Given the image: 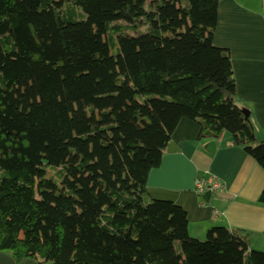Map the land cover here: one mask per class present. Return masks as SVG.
<instances>
[{
    "label": "trees",
    "instance_id": "obj_1",
    "mask_svg": "<svg viewBox=\"0 0 264 264\" xmlns=\"http://www.w3.org/2000/svg\"><path fill=\"white\" fill-rule=\"evenodd\" d=\"M218 5L0 0V252L16 264H264L239 232L190 237L187 213L147 191L183 119L200 143L230 134L264 169L230 52L213 44Z\"/></svg>",
    "mask_w": 264,
    "mask_h": 264
},
{
    "label": "crops",
    "instance_id": "obj_2",
    "mask_svg": "<svg viewBox=\"0 0 264 264\" xmlns=\"http://www.w3.org/2000/svg\"><path fill=\"white\" fill-rule=\"evenodd\" d=\"M213 44L229 50L237 105L249 112L258 142L264 141V0H219ZM200 132L197 123L180 121L171 137L173 151L167 149L161 167L149 176V197L181 207L194 239L204 241L212 228L223 227L239 232L251 250L264 253V206L259 204L264 169L234 146L228 133L215 140L216 152L208 153L205 146L213 140L200 143ZM208 177L217 178L224 191L206 200L196 193L195 183ZM0 264L16 262L10 253L0 252Z\"/></svg>",
    "mask_w": 264,
    "mask_h": 264
},
{
    "label": "built area",
    "instance_id": "obj_3",
    "mask_svg": "<svg viewBox=\"0 0 264 264\" xmlns=\"http://www.w3.org/2000/svg\"><path fill=\"white\" fill-rule=\"evenodd\" d=\"M195 191L199 196L203 197L207 193H222L224 186L217 178H200L196 180Z\"/></svg>",
    "mask_w": 264,
    "mask_h": 264
},
{
    "label": "water",
    "instance_id": "obj_4",
    "mask_svg": "<svg viewBox=\"0 0 264 264\" xmlns=\"http://www.w3.org/2000/svg\"><path fill=\"white\" fill-rule=\"evenodd\" d=\"M243 114L246 116V118H249V112L246 110H242ZM174 148L173 144H170L169 148H168V152H172ZM217 149V145L215 141H211L209 142L206 146H205V150L210 153V154H214L216 152ZM212 193H207L205 194L204 198L206 200H208L209 198H211Z\"/></svg>",
    "mask_w": 264,
    "mask_h": 264
},
{
    "label": "rangeland",
    "instance_id": "obj_5",
    "mask_svg": "<svg viewBox=\"0 0 264 264\" xmlns=\"http://www.w3.org/2000/svg\"><path fill=\"white\" fill-rule=\"evenodd\" d=\"M166 31V30H165ZM228 135V134H227Z\"/></svg>",
    "mask_w": 264,
    "mask_h": 264
}]
</instances>
